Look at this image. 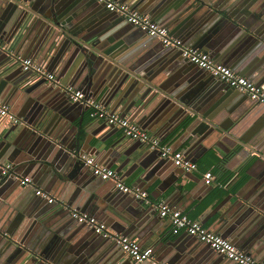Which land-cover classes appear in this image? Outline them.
Here are the masks:
<instances>
[{"label": "water", "instance_id": "obj_1", "mask_svg": "<svg viewBox=\"0 0 264 264\" xmlns=\"http://www.w3.org/2000/svg\"><path fill=\"white\" fill-rule=\"evenodd\" d=\"M122 1L134 4L130 6L166 26L181 21L184 13L193 9L195 23L192 24L189 15L190 18L186 17L178 26L173 25L172 32L183 36L191 46L208 50L213 55L224 47V37L239 39L242 49L253 47L249 51L246 48L245 52L261 53L256 76L257 84L264 87V72L260 66L264 63V0ZM0 39L11 47L14 43L17 48L28 47L25 55L16 53L34 57L38 64L46 61L48 71L56 74L61 84L82 87L87 98L103 102L113 112L120 110L126 115L134 108L135 118L146 112L139 120L141 127L161 136L162 140L173 135L175 149L188 143L185 154L189 157L198 150L228 142L224 157L227 167L234 170L247 164L246 173L252 176L247 184L255 176L259 180L253 183V188L264 181V118L252 127L248 124V119L256 113L255 102L248 94L192 62H180V58L189 61L180 50L164 46L156 37L147 35L103 3L94 0H0ZM152 43L161 46L156 56L163 59L156 64L147 60L146 51ZM0 53L5 54L0 60V102L26 122H6V125L3 121L7 118L2 116L0 161L14 162L23 176L34 170L36 176L55 181L59 192L68 190L72 195L70 202L57 196L58 200L52 203L40 204L39 200H26V191L12 190L6 199L4 187L13 181L22 188L25 185L14 178L4 180L3 185L0 183V199L4 200L0 202V264H116L120 255L118 248L123 251L109 238L92 234L91 244L69 243L85 225L77 224L72 204L79 202L80 206L89 208L88 211L97 212L101 200L105 202L103 214H120L131 224L123 221L121 230L129 226L133 230L142 227L147 238L157 236L158 244L172 258L170 264L181 259V252L193 251L194 246L162 239L161 231L156 229L158 217L154 207L144 198L119 188L111 193L114 183L94 176L81 155L111 156L116 160L124 156L117 171L132 177V185L143 190L160 180L158 190L166 191L178 182L184 170L176 167L172 160L161 157L159 150H150L123 132L118 135V127L86 122L84 111L79 112L83 105L72 102L60 87L51 83L44 89L41 85L48 83L45 79L22 88L25 76H18L14 70L17 65L9 63L11 55L1 49ZM162 61L173 63L170 68L173 72L166 70ZM69 65L75 67V75L67 82L64 77ZM19 69L23 71L21 66ZM168 72L172 73L170 78L164 76ZM185 83L188 87L182 88ZM46 92L52 93L51 98L42 102ZM58 95L62 99L56 101ZM38 121L42 127L35 125ZM113 160L106 165L112 167ZM32 176L34 179L35 175ZM199 181L192 192L199 194L197 198L201 203L212 188L203 178L201 183ZM27 187L34 190V187ZM230 187H225L228 194L215 206L213 215L222 210L220 218L224 220L235 208L246 204L247 211L253 215L249 223L253 228H241L243 235L239 244L248 251L252 245L264 241V198L257 194L250 199L240 189L233 191V186ZM37 199L42 201L39 196ZM61 202L65 206L59 208ZM138 237L142 238L140 233ZM223 257L221 255L210 264H223Z\"/></svg>", "mask_w": 264, "mask_h": 264}, {"label": "built area", "instance_id": "obj_2", "mask_svg": "<svg viewBox=\"0 0 264 264\" xmlns=\"http://www.w3.org/2000/svg\"><path fill=\"white\" fill-rule=\"evenodd\" d=\"M94 1L103 3L107 9L123 16L135 27L145 31L147 35L156 37L164 46L180 50L181 55L187 60L205 69L215 78L224 81L229 86L248 94L256 104L264 106V87L258 85L248 77L239 74L231 67L217 62L208 51L192 47L182 39L173 36L168 27L156 22L150 15L140 12L122 0ZM0 49L12 56L11 65L21 66L24 72L31 73L36 80L45 79L54 87H60L72 102H78L86 106L92 121L118 127L125 136H128L132 140L141 141L150 150H159L161 157L172 160L176 167L186 172H197L199 170L198 163L190 159L183 149L173 148L171 143L164 142L150 130L141 127L128 115H124L120 112H113L104 105L103 102L87 98L83 88H78L70 84H61V80L56 74L48 71L45 64H38L32 57H22L16 53L14 47L9 46V44L2 39H0ZM0 115L5 116L10 123L26 124L25 121L10 110L8 105L2 104L1 102ZM81 157L94 176L114 183L116 188H119L125 193H131L138 198H144L148 204L158 210L162 218L169 219L172 234L178 235L186 233V235H191L199 241L208 244L215 253L232 260L236 264H261V261H263L256 260L247 250L238 246L229 238L210 230L202 221L191 218L176 204L169 203L167 200L159 202L151 200L147 190L127 184L116 169L101 163L96 155L82 154ZM202 176L207 186H213L218 182L212 170L205 171ZM0 178L20 179L22 185L34 187L35 193L48 203L58 200L57 197L48 191L36 187V182L33 177L18 174L11 161H0ZM71 211L78 222L84 223L85 226L91 229L95 234L102 235L103 237L115 241L120 246L123 253L129 257L130 262L128 264H141L143 262L168 264L167 262H162L157 259L154 245L144 246L137 239L113 231L109 229L104 221L88 212L75 208L71 209ZM149 247L151 248L150 251Z\"/></svg>", "mask_w": 264, "mask_h": 264}, {"label": "crops", "instance_id": "obj_3", "mask_svg": "<svg viewBox=\"0 0 264 264\" xmlns=\"http://www.w3.org/2000/svg\"><path fill=\"white\" fill-rule=\"evenodd\" d=\"M131 5H134V4H131ZM132 7L135 8L134 6H132ZM192 11H193V9L185 12L181 18V21L176 22L177 24L175 23L173 25L178 26L184 20L189 19L190 18V17H188L189 15L191 16L193 23L191 21L190 22L192 24H194L196 16H194V12H192ZM145 14H147V13H145ZM151 17L153 20L158 22L153 16H151ZM197 19L199 20V18H197ZM158 23H160V22H158ZM160 24L166 26L163 23H160ZM173 25L172 26H166L170 29L171 34L175 37L182 39L183 41H185V43H187L188 45L191 46L192 44L187 42L183 38V36L182 37L177 36L175 34L176 32H172L174 29ZM230 37H232V36H229L227 38L224 37V39L222 41V42H224V44H223L224 47L221 48L219 50V52L216 53L215 55H213L208 50H205V51H208L209 53H211V55L213 56V58L217 62H220L222 64H225V65L231 67L232 69H234L239 74L246 76L250 80L257 83V81H259V80L257 79L256 75H258L257 69L259 68V62L262 58L261 53L258 51H255V50H252V51L250 50V52H248L249 48L254 49L253 47H250V46H244L245 49L248 48V51L246 50V52H245V49L241 48V47H243L240 43L241 41L239 42L238 41L239 39H236L234 37L230 38ZM13 45H14L13 47L16 48V51L21 52L23 55H25L28 52V50H27L28 47L17 48L15 43ZM160 47H159L158 43H152L151 46L148 47V50H147L148 52L146 51V53L149 54L148 55L149 57H147L148 61L151 60V62H153V63L155 62L154 64H156V62H160L163 59V57H157L156 56L157 50H158L157 48H159V50H160ZM202 50H204V49H202ZM4 57H5V54L0 53V60H2ZM29 57H31V56H29ZM32 58H34V57H32ZM46 58H47V56L45 57V59ZM178 58H180V57H178ZM34 59L36 60V58H34ZM179 60H180V62H183L186 64L187 63L191 64L190 61H184V59H181V58ZM162 62H164L162 64L163 66H167L166 70L173 72L170 69L173 66V63H168L169 61L168 62L162 61ZM42 63L45 64L46 67H48V65H49L46 61H43ZM15 67L16 68L14 70L16 72H18V76H20V77L25 76L24 81L21 84L22 88L27 87V86L38 81L35 79V77H33V75L31 73H25L24 71H21V69H19V67H20L19 65L15 66ZM170 72H168V75L166 74L164 76H166V78H170L171 74H172ZM49 84L50 83L48 82V83L43 84L41 86L45 89L46 86H48ZM260 84H261V82H260ZM78 88H80V87H78ZM237 92H240V91H237ZM61 99H62V97L60 95H58L56 97V101H59ZM247 100L248 99L246 98L245 99L246 103H247ZM85 107L86 106H83L82 109L79 110V112L81 110L84 111V117H85L86 122L97 123V122L92 121V119L89 117L88 109L86 110ZM22 109H23V106H21L19 108L20 113L22 112ZM147 109H148V107L144 111H147ZM253 109L256 110V113L253 114V116L248 119V124L251 127L254 126L256 123L260 122L264 118V107L262 105L255 103V106ZM134 111H135L134 108H132L131 110H128L126 112V115L131 117V119H133L135 122H137L139 124V120L146 115V112L139 114V116L135 118L134 117L135 116ZM114 112H120V110H116ZM120 113H122V112H120ZM1 118H2V115H0V119ZM3 122H4V124H6V122L8 124H10V122L7 119H5V121H3ZM39 123L40 122L38 121V122H36L35 125L39 126ZM1 124H2L1 126H5L3 123H1ZM39 127H42V126H39ZM121 134H123V133L120 130L118 135H121ZM160 138H161V136H160ZM163 141L172 144L175 141V137L173 135H169L168 137L163 139ZM187 145H188V143L180 146L179 149H183L184 152H186ZM228 145H229L228 142H225V143L220 144V145L215 144L213 147H210L209 149L206 148V150L203 149L202 151L198 150L192 157L188 156L190 159H192L198 163L199 170L197 172H186V171H184V173L179 177L178 182L174 183L173 186H171L168 190L163 191V192L161 190H158V185L160 183V180H157L154 184L149 186L146 190L148 191L149 198L151 200H153L155 202L167 200V201H169V203L176 204L178 207H180L182 210H184L191 218L202 221L204 223V225L207 228H209L210 230H212L214 232H218L222 235L224 234L225 237L229 238L234 243H237L238 246L243 247L241 244H239L240 239L242 238V235H243L241 232V228H243V227L244 228H247V227L253 228V227H251V225H249V223L251 221L250 219L252 218L253 215H252V213H249L247 211L246 204L240 205L239 207L235 208L234 211H232L231 213H229L225 216L224 220H221V218H220L222 210L218 211L214 215H213V210L215 209V206L228 194V191L225 189V187H227V186H231L230 188H232V186H233V189H234L233 191H237L238 189H240L242 191L241 193L250 199H254L255 197H257L259 195H262V198H264V181L260 182L258 184V186L253 188L255 186V184L253 185V181H256V179H257V181H259L258 178H256V176H255L253 178L252 182L248 185L247 181H249V179H251L252 176L250 174L246 173V170L248 168L247 164H241L238 167H236L234 170L229 169L227 167V161L224 160V157L226 155V151L228 149ZM97 157L100 160V162L103 164H106L107 161H112L114 159V158L112 159L111 156H109V158H106L105 156H103V157L101 156V158H100V156H97ZM123 158H124V156H121L117 160L114 159L112 162L113 163L112 167L117 170L119 168V166L121 165V163H123ZM6 161H8V159H6ZM13 164H14V162H13ZM14 169L18 174L21 173L18 170V166H16V164L14 166ZM207 170L213 171L218 182L213 186H209L212 189L209 191V194L205 197V199H203V202L199 203L201 200V199L199 200L197 198L199 196V194L197 192H192V189H195V187H197V182L199 180H200L199 183H201V179L203 178L202 175ZM34 172L35 171L32 170L31 173L25 174V176L33 177L32 175H35L34 180L36 182V187H40V188L48 191L49 193H51L55 197L58 196V197L64 198L66 201H69V202L72 201L71 200L72 195L68 194V192H67L68 190L65 192H59L58 188L56 187L55 181L45 180L44 177L36 176V174H34ZM119 173L121 176L125 175L124 174L125 172H119ZM123 177H124L123 178L124 181L127 184H130V185L133 184L134 179L132 177H127L126 175ZM4 180H6V179L0 178V183H2V185L5 183ZM11 183L12 184H9L8 186L4 187V189H3V197L4 198L8 197V199H9V197L11 196L12 190H15V192L17 190H20V191L24 190V192L26 191L25 194L27 195L26 200H28L30 202H32L33 200H35V201L39 200L40 202H42L40 204H43L46 202L43 199H42V201H41V199H37L38 195L35 193V189L33 190L32 188L27 187V186H24L22 188V187H20V185H16V183L14 181ZM113 189L116 190L115 185L113 187H111V190H110L111 193L114 192ZM255 195H257V196H255ZM3 201L4 200L0 199V202H3ZM74 203L75 204H72L73 208L88 212L91 215L96 216L100 220L104 221L107 224V226L109 227V229L116 231V232H120V233L121 232L126 233L125 235L139 240L140 243L144 246L154 245L155 246V254H156L158 260H161L162 262H167L170 264L171 259H172V258H170L171 256H169V255L167 256L166 249H162L161 246L158 244L156 239H153V237L147 238V236H143L142 238L138 237L139 233L142 232V227H139L137 229L134 228V230H133L132 228H130L131 226H129L125 230H121L122 228H120V227L123 224V221L128 223V225H131V224L126 220V218H122L120 216V214H116V213L111 214V213L105 212V214L101 215V214H97V212H95V210H91L93 212L88 211L87 209H89V208H86V206H80V204H78L79 202H74ZM64 206H65L64 203H60L58 207L61 208ZM155 210H156L155 213L158 217L156 229H159L161 231L162 239L167 240V241L173 240V241L177 242L178 245L179 244H185V245L187 244L186 246H188V245L190 247L194 246L193 248H195L193 251H187V250L185 252L180 251L182 253V257H181V259H179L176 262V264H193L192 260L197 259V258H199V260L196 261V264H210L215 259H218L221 256L220 254L215 253L210 247H207L204 243L200 242L198 239H196L194 237H188V235H186V233H181L178 235L172 234L170 220L167 218H162L159 215L158 210L157 209H155ZM245 216H247V217H245ZM77 224H79L78 221H77ZM261 231H263V229H261ZM87 232L90 234L89 236L86 235ZM92 234H95V233L93 231H91V229H89L87 226L84 225L83 227H81L80 231L77 233V235L75 236L73 241H75V243L77 242L78 245H80V246L91 244ZM155 237L157 238V236H155ZM142 241H146L147 243H144ZM257 248L259 250H264V241L261 242L259 245H257ZM118 250H119L120 255L118 257L119 260H117L116 264H122L123 262H127V264H128L130 262L129 257H127L124 253H122L119 248H118ZM116 251H117V249H116ZM248 252L253 256V253L250 249L248 250ZM185 254L188 257L187 260L184 258ZM257 255L258 256L260 255L259 251H257ZM223 258H224L222 261L223 264H234V263H231L226 257H223ZM260 260L264 261V256H261Z\"/></svg>", "mask_w": 264, "mask_h": 264}, {"label": "clouds", "instance_id": "obj_4", "mask_svg": "<svg viewBox=\"0 0 264 264\" xmlns=\"http://www.w3.org/2000/svg\"><path fill=\"white\" fill-rule=\"evenodd\" d=\"M260 66H261L262 72H264V63H261ZM57 75H59V73H57ZM74 75H75V67L73 65H69L68 70L65 72V77L64 78L67 79V82H68V78L70 76H74ZM181 87L182 88H187L188 85H187V83H185L184 85H181ZM51 95H52V93L46 92L44 94V96L41 98L42 102H47L51 98ZM203 131H206V129H204ZM254 182L255 181H253V183ZM113 191H115V189H113ZM116 207H119V204H117ZM104 208H105V202L103 200L99 201L98 202L97 209H96L97 214H101L102 215L103 212H104ZM61 235H63V233H61ZM140 235L143 237L145 235V233L144 232H141ZM153 239H157V238L156 237H153ZM142 242L147 243L146 241H142ZM69 243H75V241H70ZM150 250H151V248L149 247V251ZM250 250L252 251L253 256H254V258L256 260H260V257L261 256H264V250H259L256 245H252L251 248H250ZM257 251L260 252V255L259 256L257 255ZM184 258L186 260L188 259L187 256H185ZM146 259H147V257H146ZM197 260H199V258L193 259L192 260L193 261V264H196V261ZM101 264H102V262H101ZM261 264H264V261H261Z\"/></svg>", "mask_w": 264, "mask_h": 264}]
</instances>
